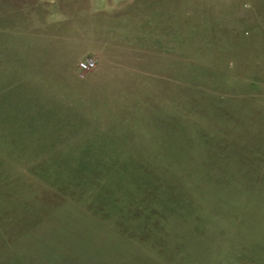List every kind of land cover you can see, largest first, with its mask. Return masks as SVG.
<instances>
[{
	"label": "rangeland",
	"instance_id": "obj_1",
	"mask_svg": "<svg viewBox=\"0 0 264 264\" xmlns=\"http://www.w3.org/2000/svg\"><path fill=\"white\" fill-rule=\"evenodd\" d=\"M0 264H264V0H0Z\"/></svg>",
	"mask_w": 264,
	"mask_h": 264
},
{
	"label": "built area",
	"instance_id": "obj_2",
	"mask_svg": "<svg viewBox=\"0 0 264 264\" xmlns=\"http://www.w3.org/2000/svg\"><path fill=\"white\" fill-rule=\"evenodd\" d=\"M82 67L87 68V69L90 68L89 65L87 64V62H86V63H83V64H82Z\"/></svg>",
	"mask_w": 264,
	"mask_h": 264
}]
</instances>
